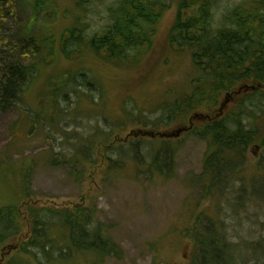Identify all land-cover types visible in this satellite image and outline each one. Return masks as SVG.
<instances>
[{
  "label": "rangeland",
  "instance_id": "374dc122",
  "mask_svg": "<svg viewBox=\"0 0 264 264\" xmlns=\"http://www.w3.org/2000/svg\"><path fill=\"white\" fill-rule=\"evenodd\" d=\"M42 1L44 9L39 12L53 24V34L58 37L65 29L76 27L88 40L103 34L110 21L108 8L115 3ZM243 1L219 0L212 28L221 26L226 14ZM177 2L168 0L170 7L154 34L153 46L136 65L110 64L84 43L79 48L81 53L65 57L57 52L46 69L34 73L18 105L0 114V207L32 205L62 210L91 206L95 219L88 228L93 232L96 223L108 227V234L119 248L117 255L104 258L100 264H191L194 246L190 234L195 218L202 214L224 233L234 253V264H261L264 256L256 259L252 249L253 244L264 241L261 139L251 144L242 172L223 185V193L206 198L201 189L194 187L205 169L206 158L214 151L206 140L194 133H183L172 141L176 150L172 172L166 176L152 164L156 150L165 141L139 133L173 132L189 124V116L177 122L158 120L166 114V103L161 104L165 99L192 91L194 66L190 54L175 44L168 46ZM26 8L34 10L33 4ZM7 10L4 11L20 20L15 10ZM31 18L32 12L27 11L23 24L30 23ZM13 26L0 18V30ZM36 26L44 27L39 23ZM50 29L44 27L46 33ZM61 77L65 79L64 87L57 83ZM87 78L90 83L82 85L80 81ZM258 89L259 95L247 102L253 106L251 110H256V117L250 127L244 126L246 131L257 128L262 138L264 87ZM237 90L230 97L224 94L220 103L226 99L228 102L221 116L233 118L239 113L250 89L238 94ZM46 112L54 115L45 122L42 116ZM199 114L210 113L200 110ZM206 116H199L197 123L204 122ZM242 120L249 122L245 116ZM94 133L111 137L106 143L93 141ZM57 217L53 223L59 220ZM28 235L26 226L22 235L7 243L9 248L3 250L0 264L20 258L18 247Z\"/></svg>",
  "mask_w": 264,
  "mask_h": 264
},
{
  "label": "trees",
  "instance_id": "16d2710c",
  "mask_svg": "<svg viewBox=\"0 0 264 264\" xmlns=\"http://www.w3.org/2000/svg\"><path fill=\"white\" fill-rule=\"evenodd\" d=\"M74 1L81 5L95 0ZM218 3L219 0H178L177 18L170 30L168 46L175 44L183 51V45H187L193 56L194 72L196 70L198 75L192 79L190 93H178L161 103H166L163 107L166 114L158 120L177 122L200 110L214 114L225 91L232 90L240 82L264 87V0H246L227 15L221 26L212 28V16ZM31 4L34 10L26 8ZM44 5L42 0L34 3L33 0H0V18L6 25H14L0 30V114L18 105V99L33 82L34 73L37 75L46 69L57 52L69 57L75 52L81 53L79 48L87 43L94 51L87 49L105 61L112 60L116 66L140 63L148 56L154 34L159 31V24L170 7L168 0H115L114 6L108 8V27L103 34L88 40L76 27L65 29L58 37L53 34V24L39 12ZM6 9L15 10L20 20L6 13ZM27 11L32 12V18L24 25L22 20L27 17ZM36 23L51 27L50 33ZM64 80L59 78L58 85L64 87ZM80 82L83 84L85 79ZM257 93L255 90L246 94V103ZM48 103L53 108L52 103ZM252 108L251 104L247 111L242 108L240 114L231 119L213 115L211 120L196 123L189 131L214 148L194 186L201 189L202 196H220L223 185L242 172L251 144L261 139L264 145V136L260 138L257 128L246 131L244 126L253 124L256 110ZM52 115L53 112H46L42 119L46 122ZM242 116H246L249 122H244ZM158 120L152 123L156 124ZM95 134H91L94 135L93 141L106 143L111 137ZM162 140L165 143L156 150L152 164L155 170L168 176L172 172V156L176 149L173 139ZM135 158L139 162L137 154ZM138 164L142 165L141 162ZM58 208L32 205L0 207V262L7 243L22 235L26 226L29 227V235L18 247L20 258H12L6 264H28L31 261L100 264L104 258L118 254L119 248L108 234V227L96 223L93 232L88 228L95 219L91 206ZM56 216L59 220L53 223ZM190 236L194 246L191 264H234V253L216 222L204 219L201 214L195 218ZM31 248L38 250L31 251ZM252 249L256 259L261 254L264 256V241L256 242Z\"/></svg>",
  "mask_w": 264,
  "mask_h": 264
},
{
  "label": "water",
  "instance_id": "95a60500",
  "mask_svg": "<svg viewBox=\"0 0 264 264\" xmlns=\"http://www.w3.org/2000/svg\"><path fill=\"white\" fill-rule=\"evenodd\" d=\"M227 102H228V100L224 101V103L222 104L221 109L227 104ZM184 131H187V128H179L176 132L163 133V134H161V136L177 137ZM143 134H145V135L148 134V135H151V136L155 135L154 132H149V131L143 132Z\"/></svg>",
  "mask_w": 264,
  "mask_h": 264
}]
</instances>
